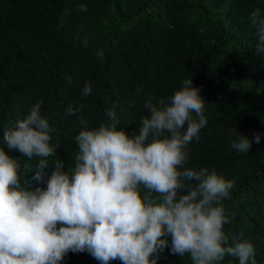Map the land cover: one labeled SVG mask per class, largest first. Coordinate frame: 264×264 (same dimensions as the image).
<instances>
[{
  "label": "trees",
  "instance_id": "obj_1",
  "mask_svg": "<svg viewBox=\"0 0 264 264\" xmlns=\"http://www.w3.org/2000/svg\"><path fill=\"white\" fill-rule=\"evenodd\" d=\"M82 3L87 12L77 11ZM66 8L71 12L59 27ZM257 8L264 16V0H0V148L20 159L21 185L47 186L33 179L40 158L21 157L4 141V132L32 104L43 99L41 114L55 129L50 144L59 147L48 159L62 160L70 172L81 115L94 130L108 123L105 109L116 103L117 128L131 137L149 115L143 107L149 96L167 99L192 78L206 102L208 124L199 141L188 145L189 160L179 170L207 168L235 181L222 201L229 221L225 234L229 243L250 241L257 264H264V53L256 51L249 20ZM86 81L92 92L81 97ZM69 104L87 107L66 116ZM233 127L249 140L259 133L260 143L237 152L231 147ZM184 194L180 190L178 198ZM167 239L157 264H192L187 254H173ZM60 264L101 262L87 251H70ZM220 264L239 262L225 257Z\"/></svg>",
  "mask_w": 264,
  "mask_h": 264
},
{
  "label": "clouds",
  "instance_id": "obj_2",
  "mask_svg": "<svg viewBox=\"0 0 264 264\" xmlns=\"http://www.w3.org/2000/svg\"><path fill=\"white\" fill-rule=\"evenodd\" d=\"M77 11L88 7L82 3ZM70 12L64 10L59 27ZM249 20L256 28V51L264 53L259 8ZM92 87L86 81L81 97L89 96ZM43 102L32 104L25 118L4 132L9 151L40 158L33 179L47 186L23 187L20 159L0 148V264H60L70 251H87L101 264H157L169 246L167 237L170 251L187 254L192 264H220L225 257L257 264L255 246L242 237L229 243L224 231L229 221L222 201L230 198L235 181L207 168L179 170L189 160L188 145L199 141L208 124L206 102L192 78L167 99L149 96L143 105L149 115L131 137L117 128L116 103L105 109L108 123L94 130L81 115L70 172L62 160L48 159L57 155L59 144H50L55 129L41 114ZM85 107L69 104L65 115L75 116ZM229 134L236 137L231 147L240 153L261 139L255 133L249 140L234 127ZM182 189L187 194L178 198Z\"/></svg>",
  "mask_w": 264,
  "mask_h": 264
},
{
  "label": "rangeland",
  "instance_id": "obj_3",
  "mask_svg": "<svg viewBox=\"0 0 264 264\" xmlns=\"http://www.w3.org/2000/svg\"><path fill=\"white\" fill-rule=\"evenodd\" d=\"M156 8H157L156 4H153V5L151 6V9H152V10H154V9H156Z\"/></svg>",
  "mask_w": 264,
  "mask_h": 264
}]
</instances>
